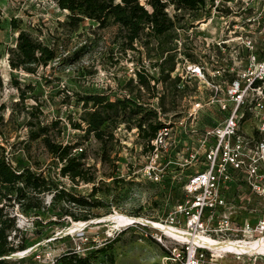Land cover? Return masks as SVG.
Listing matches in <instances>:
<instances>
[{"label":"rangeland","instance_id":"1","mask_svg":"<svg viewBox=\"0 0 264 264\" xmlns=\"http://www.w3.org/2000/svg\"><path fill=\"white\" fill-rule=\"evenodd\" d=\"M213 1L205 0L197 11L167 7L169 15L176 13L179 18L174 29L177 35L171 40L175 44L172 74H186L182 77L183 85L173 87L169 81H157L158 68L153 64L160 57L155 49H146L138 42H135L138 50L124 52L119 48L116 25L109 23L101 28L92 20L84 19L76 30L70 31L64 25L68 12L60 9L55 0H0V153L17 169L30 166L75 194H89L91 183L73 184L60 176L58 162L50 157L41 141L28 140V120L41 124L56 121L57 125L49 133L63 144H78L74 152L83 150V160L96 176L95 197L100 202L92 211L96 216L87 221H74L62 215L63 203H50L49 194L44 195V207L40 210L22 211L17 204L8 208L18 228L14 240L26 246L24 251L10 255L8 264H50L67 250L88 252L113 239L110 243L113 264H166V248L176 243L169 239L159 243L156 238L162 231L153 224L164 223L174 206L184 200L186 179L204 168L199 159L185 164L187 148L196 147L201 129L215 126L222 116L215 105L204 104L194 119L187 117L194 103H205L208 96L200 82L187 77V66L201 62L211 69L212 51L205 47V42L217 40L219 31L226 26L222 25L220 16L228 14L232 20L244 14L239 2L233 3L231 11L214 9ZM209 20L207 26L201 27L202 22ZM18 30H26L53 47L56 58L46 66H39L35 73L10 69L8 50L14 47ZM175 38L182 44L176 43ZM228 53V50H217L218 63H226ZM74 57L77 59L72 61ZM141 68L153 78L150 85L154 87L151 90L139 87L137 92L136 88L129 89L126 82L135 78L133 71ZM12 81H17L25 91L22 102ZM76 94H103L109 100L128 97L137 100L139 95L145 106L155 108L161 121L172 116L170 120L175 125L171 138L156 152L148 153L143 150L135 127L128 128L126 122H121L100 161L99 143L91 135L86 137L71 127L83 111ZM247 126L245 122L243 127ZM226 199L233 223L240 224L247 219L253 224L264 210L260 200L249 194L244 185L230 184ZM72 210L78 211L74 207ZM119 215L125 219L136 216L144 222H118ZM185 222L183 216L175 220L180 227ZM208 227L213 228L210 224ZM227 257L218 259L219 263L235 264ZM96 263L106 264L101 258Z\"/></svg>","mask_w":264,"mask_h":264},{"label":"trees","instance_id":"2","mask_svg":"<svg viewBox=\"0 0 264 264\" xmlns=\"http://www.w3.org/2000/svg\"><path fill=\"white\" fill-rule=\"evenodd\" d=\"M55 2L60 9L68 12L64 25L70 31L76 30L84 19L92 20L101 28L112 23L117 26V41L122 51L138 50L135 42L146 49H155L160 57V61L153 64L158 68L157 81H169L173 87L176 86L179 77H171L175 66L173 52L175 44H172L171 40L177 35L174 29L179 18L176 13L170 17L166 9L171 5L176 11H197L205 4V0H143V3L140 0H55ZM12 27L16 25L12 24ZM8 54L10 69L28 73H35L39 66H46L56 58L53 47L44 44L26 30L17 31L14 47L8 50ZM76 57L71 60L75 61ZM152 79L145 69L141 68L135 71V78H129L126 84L129 89L136 88L137 92L139 87L151 90L154 87L150 85ZM12 83L18 89V98L22 102L25 91L17 81ZM76 100L82 103L83 111L79 121L73 122L71 127L82 131L86 137L91 135L99 143L100 161L104 159L106 147L113 138V131L121 122H126L128 128L133 125L143 150L148 153L152 151L150 140L164 124L158 119L157 111L145 106L140 101L139 95L137 100L129 97L109 100L103 94H76ZM88 104H90L89 109H87ZM26 125L28 140L41 141L50 157L58 162L60 176L67 177L73 184L91 183L92 187L87 195L75 194L60 182L48 178L41 170L38 171L30 166H23L20 169L13 167L1 152L0 264H8L7 259H10L8 258L10 255L26 249L22 242L14 240L18 228L15 216L8 210L14 204L21 207L22 211L40 210L44 207V195L49 194L50 203H63L62 215H68L74 221H87L95 217L96 214L92 211L100 205L99 199L95 197L98 188L95 186L94 171L91 170V166L85 164L84 152L81 148H79L81 152L73 151L78 149V144H63L52 137L49 130L57 125L56 121L41 124L28 120ZM72 207L77 208L78 211L74 212ZM113 240L88 252L67 250L50 264H97L96 261L100 258L106 264H113L110 244Z\"/></svg>","mask_w":264,"mask_h":264},{"label":"built area","instance_id":"3","mask_svg":"<svg viewBox=\"0 0 264 264\" xmlns=\"http://www.w3.org/2000/svg\"><path fill=\"white\" fill-rule=\"evenodd\" d=\"M214 1L211 2L214 9L231 11L233 3L239 2L244 14L232 20L228 14L220 16L222 25L226 26L219 31L217 40L205 42V47L212 51L211 69L201 62L187 66V77L200 82L208 92L207 101H196L187 117L194 119L204 104L215 105L222 116L215 126L201 129L196 147L187 148L185 164L199 159L204 168L186 179L184 200L174 206L164 222L236 245L261 240L262 247L244 252L227 249L218 257L203 243L182 242L162 232L156 240L162 243V239H169L176 243L166 248V264H230L218 261L227 256L235 264H264V210L253 224L247 219L240 224L233 223L226 199L230 184L235 183L246 186L248 193L264 206V0ZM217 50L229 51L226 63H218ZM185 75L178 74V87L183 85ZM171 117L162 121L164 125L150 140L152 152L171 138L175 125ZM158 119L161 120L159 115ZM177 216L185 217L184 227L175 223Z\"/></svg>","mask_w":264,"mask_h":264},{"label":"bare ground","instance_id":"4","mask_svg":"<svg viewBox=\"0 0 264 264\" xmlns=\"http://www.w3.org/2000/svg\"><path fill=\"white\" fill-rule=\"evenodd\" d=\"M209 23H210V20L208 23L202 22L201 27H205ZM125 220L128 221L129 223L135 222V221L136 222H139V221L144 222L143 219H141V218L137 219L136 216L125 219L124 217H122V215H119L118 222H120V221L125 222ZM166 223L167 222H164L162 224L154 223L153 226L158 228L160 231H162V233H164L165 235H167L169 237L176 238V239H179L181 241L189 242V243H203L209 249L213 250L214 254H216L218 257H221L220 256L221 251L227 250V249L236 250V252H244V251H250L256 247H258V248L262 247L261 240H255V241L251 242L250 244H246V245L245 244L236 245L235 243L228 242V241H219L217 239L202 235L199 232L193 234V233H190L189 231H187L186 229L176 228L175 226H173L169 223H168L169 225H166Z\"/></svg>","mask_w":264,"mask_h":264},{"label":"water","instance_id":"5","mask_svg":"<svg viewBox=\"0 0 264 264\" xmlns=\"http://www.w3.org/2000/svg\"><path fill=\"white\" fill-rule=\"evenodd\" d=\"M9 258V257H8Z\"/></svg>","mask_w":264,"mask_h":264}]
</instances>
